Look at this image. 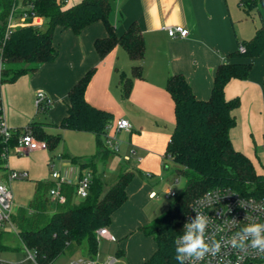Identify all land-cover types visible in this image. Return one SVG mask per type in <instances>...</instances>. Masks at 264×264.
I'll use <instances>...</instances> for the list:
<instances>
[{
	"label": "trees",
	"instance_id": "trees-1",
	"mask_svg": "<svg viewBox=\"0 0 264 264\" xmlns=\"http://www.w3.org/2000/svg\"><path fill=\"white\" fill-rule=\"evenodd\" d=\"M114 0H82L65 7L62 0H0V108L1 87L13 83L21 76L36 72L40 66L56 60L57 50L53 39L55 31L70 29L75 35L88 26L102 22L106 35L94 42L100 59L105 58L116 46H122L134 62L132 74L120 75L119 87L122 100L131 94L134 79L142 77L141 62L145 57V42L138 23L133 22L118 35L110 20ZM264 0H240L239 4H257ZM14 6L30 7V13L45 18L43 27H19L7 33V22ZM237 50L230 54L233 61L222 63L214 76L211 95L198 99L183 74L170 75L166 90L174 102L175 125L168 141L165 157L172 159L181 169L177 172L185 178L183 193L172 203L169 210L142 226L140 230L156 242V249L142 264H178L177 238L191 203L204 193L217 188H231L237 192L257 197L264 196V173L257 172L253 162L235 149L230 132L236 125L235 110L240 98L227 99L225 87L233 79L246 80L252 69V60L264 51V24L253 37L237 42ZM245 51L241 52L239 47ZM95 68L89 69L70 89L66 102V116L58 125L63 129L88 132L95 136L96 153L90 162L78 157H67L81 170L89 169L93 181L89 196L75 200L74 188L64 186L65 203L52 201L48 196L52 182H36L34 198L28 208L20 207L11 216L22 244L34 251L36 264H52L60 256L73 254L81 248L93 256L99 251L97 231L112 224L114 214L128 200V186L136 176L135 171L121 169L117 180L104 192L103 175L98 172L97 162L105 161L111 154L107 148V130L113 115L86 100V89ZM46 108H41L44 111ZM1 113V110H0ZM46 123L32 121L28 127L15 130L9 140L0 136V167L4 163L2 153L17 145V137L31 131L35 138L44 140L49 149L60 141V136L46 131ZM0 229V251L6 250ZM118 257L123 250L118 249Z\"/></svg>",
	"mask_w": 264,
	"mask_h": 264
},
{
	"label": "crops",
	"instance_id": "crops-1",
	"mask_svg": "<svg viewBox=\"0 0 264 264\" xmlns=\"http://www.w3.org/2000/svg\"><path fill=\"white\" fill-rule=\"evenodd\" d=\"M81 1L62 0L65 7ZM239 2L240 0H114L110 20L118 35L136 22L145 42V57L141 62L142 77L134 79L127 100H122L119 80L122 73L132 74L134 62L120 45L100 59L94 42L106 35L103 23L96 22L79 35H75L70 29L58 28L53 39L58 53L56 60L43 64L36 72L21 76L13 83L2 85L1 108L6 125L16 130L28 127L32 121H38L47 124L46 131L50 134H55L57 130L60 133L71 131L54 124H59L66 116V102L72 86L89 69L95 68L86 89V100L113 115L109 129L116 131V122L120 119L129 121L130 131L123 132L129 136L132 154L140 160L136 167L139 171L153 170L160 162H164V156H161L173 132L167 133L162 125H175L174 102L166 90L169 76L183 74L195 96L202 100L208 99L219 65L233 61L230 54L237 50V42L250 39L256 29L264 24L262 16L259 24H237L242 19ZM166 26H182L189 34L185 38H171L165 30ZM252 64L246 80L233 79L226 85L225 96L227 99L240 98V106L234 112L236 125L231 130L230 137L235 149L249 157L259 172L260 167H264V51L252 60ZM38 92H44L51 100L44 111L38 108ZM73 132L83 135L79 139L88 144V147L95 145V152L91 155L93 158L97 149L94 134ZM138 147L141 149L137 150ZM63 155L77 157L69 155L67 151ZM91 159L82 158V161L90 162ZM4 162L0 183L10 186L8 175L11 171L27 172L28 177L34 181V192L36 182H54L51 165L55 169L56 162L52 159L49 148L22 152L14 147L9 149ZM84 170L79 165L73 169L61 164L56 171L76 180ZM137 179L135 176L132 184L139 190L133 197L128 195V200L114 214L112 224L108 227L110 233L121 238L143 226L138 220L142 216L140 208L147 189L141 174ZM152 192L154 191H150L149 198ZM8 229L10 228L4 227L3 230L8 232ZM139 232L141 233L140 230ZM101 239L111 242L105 237ZM153 241L155 242L154 239ZM20 243L24 251L21 240ZM20 246H13L11 250L21 249ZM119 248L123 250V255L112 256L117 258L114 264L127 255L124 245ZM152 248L150 252L153 253L156 242ZM78 253L76 251L69 256L66 253L52 264H57L64 257L66 260L61 264H70L72 260L79 258ZM152 253L139 260L135 259L134 262L142 264ZM99 254V261L103 263L105 260L102 261V254ZM130 256L134 259L133 255ZM25 258L26 256L13 263L25 264ZM9 262L12 261L5 263Z\"/></svg>",
	"mask_w": 264,
	"mask_h": 264
},
{
	"label": "built area",
	"instance_id": "built-area-1",
	"mask_svg": "<svg viewBox=\"0 0 264 264\" xmlns=\"http://www.w3.org/2000/svg\"><path fill=\"white\" fill-rule=\"evenodd\" d=\"M30 9L31 6L27 8L14 6L12 8L7 22V33L19 27L40 28L45 25V18L30 13ZM165 30L171 38H185L189 34L188 30L182 26H166ZM239 50L241 52L245 51L243 46H240ZM1 69L2 61L0 59V73ZM37 101L39 109L47 108L51 104V100L44 92L37 93ZM0 110V136L6 141L12 137L15 130L6 125L2 108ZM130 129L131 125L128 120L120 119L116 122V131H130ZM106 145L111 151H117L113 140L107 138ZM15 148L22 152L47 150L48 144L44 140L35 138L31 131H25L17 137ZM8 152L9 149L2 153L4 160L7 158ZM51 169L54 186L49 190L48 196L52 201L66 202V196L62 192L64 186L74 188L75 198L84 200L89 196L93 181L91 170H84L76 180H72L56 171L53 164ZM27 176V172L11 171L8 180L24 179ZM167 195L174 196L175 192L171 191ZM150 197H155V192H152ZM12 204L13 194L10 186L6 183H0V229L4 228L7 223L12 230H15L11 221ZM198 216L203 217L206 221L202 235L207 249H198L197 252L192 254L181 252L180 249L186 244L183 237L190 230L196 231L190 229L189 226L196 221ZM256 224L264 225V196L246 195L226 187H217L204 193L191 203L184 219L182 233L177 238L180 259L178 264H264V247L254 245V235L245 231L249 226ZM260 235L264 237V229L261 230ZM102 237L111 242L118 241L116 236L108 231V228H101L97 231L99 242ZM24 252L26 255L25 261L36 263L34 251L24 247ZM200 252L202 254H197ZM116 261V257H108L105 262L100 263L99 253H96L93 256L86 255V257L76 258L70 264H114ZM0 263L4 264L2 261ZM5 264L16 263L9 262ZM20 264H23V262Z\"/></svg>",
	"mask_w": 264,
	"mask_h": 264
},
{
	"label": "rangeland",
	"instance_id": "rangeland-1",
	"mask_svg": "<svg viewBox=\"0 0 264 264\" xmlns=\"http://www.w3.org/2000/svg\"><path fill=\"white\" fill-rule=\"evenodd\" d=\"M240 8L242 12V19L237 24H259V22H261L260 17L262 16L264 19V4H262L260 1H258L255 5L248 2L243 3L240 5ZM43 29H45V27H43ZM171 125L172 124L169 123L162 126L163 129L165 128L167 133H169V131H172L174 127V125ZM151 126L153 125L151 124ZM58 132L59 130H57L55 134L60 135V141L53 149H49L50 153L52 154V159L56 162V170L59 169L61 164H65L66 166L73 169L78 166V164L72 163L67 157L63 155L64 151H67L71 156H77L80 158V161H82V158L85 160L92 158L91 155H93L95 152V145L92 147L89 145L88 147V144L82 143L81 141L83 140L79 139V137L83 135L73 131H61V133L59 132L60 134H58ZM107 137L109 140H113L117 151H113L105 161H100L98 157L94 160L97 162L98 172L103 175V180L105 183L104 192L106 193L115 183L121 169H132L135 171L138 179L141 174L143 177V184L146 186L147 192L144 193L143 196L144 199L140 208L142 211V216L138 220V223L141 226L148 225L152 221L164 215L169 210L172 203L175 202L177 198H179V196L183 193L185 188V178L177 172V170L181 169V167L172 159L165 157L168 145L167 142L165 151L161 156H164V162H160L158 167L154 168L153 170H149L148 172L143 170L139 171L136 167V163H138V161L140 162V160L138 159V156H134L132 154L133 148L129 142L128 134L123 131L118 132L108 128ZM139 149L141 148L138 147L137 150ZM126 155H128L129 158L126 159ZM59 157L60 159H58ZM128 160L130 161L127 162ZM4 163L2 164V167H0V176L2 175V168L5 167ZM166 166L169 168L166 169ZM259 170H261L259 172L264 173V167H260ZM132 183L133 182H131L127 189L128 195L130 197H133L139 190V188L135 187ZM10 188L13 194V204L11 211L14 213L20 207L28 208L30 201L34 198V181L28 176L24 179H15L11 181ZM150 191L155 192V197H148ZM171 191L175 192L174 196L167 195ZM75 200L80 201L79 198H75ZM115 220H117V217H115ZM5 228H10V225L6 223ZM139 230L140 228H135V230H133L127 237L121 238L116 236L119 239L117 242H104V240L101 239L99 244V253L102 254V261H106L108 257L115 256L117 250L122 245H124L125 253L127 255L126 258L119 260L117 264H137V262H134L135 259L139 260L143 256L148 255V253H152L150 251L153 249L152 247L155 245V242L153 241L152 237H144L142 231L140 230V233ZM3 243L7 246L6 250L0 251V261H2L4 264L8 261L19 262L26 256L25 252L20 246V238L15 230L10 228L8 229V232L4 233ZM13 246H20L21 249L19 248L16 250H11ZM78 251L79 253L77 254V257H86L87 254L84 253V248H81ZM66 255L69 256L70 253L68 252ZM130 255H133L134 259ZM63 260H66V258H61V261H58L57 264H61ZM99 262L102 263L101 261ZM25 264L36 263L27 261Z\"/></svg>",
	"mask_w": 264,
	"mask_h": 264
},
{
	"label": "clouds",
	"instance_id": "clouds-1",
	"mask_svg": "<svg viewBox=\"0 0 264 264\" xmlns=\"http://www.w3.org/2000/svg\"><path fill=\"white\" fill-rule=\"evenodd\" d=\"M206 221L203 217L198 216L196 221L189 226L190 229L196 230L194 231H188V233L183 237V239L186 241L185 246L180 249L181 252H187L189 254H192L194 252H197L198 249L206 250L207 245L204 244L203 241V231L205 228ZM264 229V225L256 224L249 226L245 229L246 232L252 233L255 237L253 243L254 245H259L261 247H264V237H261L260 232ZM199 233V234H197ZM202 254V252L197 253Z\"/></svg>",
	"mask_w": 264,
	"mask_h": 264
},
{
	"label": "water",
	"instance_id": "water-1",
	"mask_svg": "<svg viewBox=\"0 0 264 264\" xmlns=\"http://www.w3.org/2000/svg\"><path fill=\"white\" fill-rule=\"evenodd\" d=\"M98 264H100V263H98Z\"/></svg>",
	"mask_w": 264,
	"mask_h": 264
}]
</instances>
